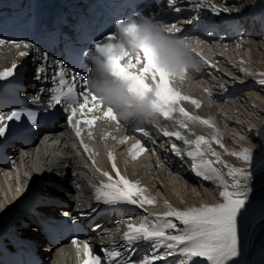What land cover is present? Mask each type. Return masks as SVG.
Returning <instances> with one entry per match:
<instances>
[{
	"label": "bare ground",
	"instance_id": "bare-ground-1",
	"mask_svg": "<svg viewBox=\"0 0 264 264\" xmlns=\"http://www.w3.org/2000/svg\"><path fill=\"white\" fill-rule=\"evenodd\" d=\"M244 1L246 0H204V6H209V4H207L208 2H214L227 7L228 16L233 20H242V18L245 17L246 22L244 23L245 28L243 29L248 30V33L240 38H232L231 36L225 37L224 39L226 41V45H222V47L218 44L212 45V47H207L202 44L200 45V49L205 53L208 52L209 56H206L215 65V70L209 69L208 71L210 72L209 74L213 75L212 78L214 81L206 79L201 73H196L193 77H187L182 83H179V87L185 91L187 97H190L199 102V107H197V105L193 104L191 100L184 101L187 110L190 112V115L193 114L194 117L202 118L206 113H211V111L207 110L206 107L202 104L201 97L207 99V91L212 86L215 91L214 94L219 95L218 98H220L215 102L222 103V101H224L223 103H225L226 105L229 104V111L227 112H230L231 115L237 113L240 109L239 105L242 104L239 103V100H236L234 103L238 104V107H231V102L226 101V98L233 96V93H231V91H246V89L249 88L248 85H255L256 87L262 88L264 87V84L260 83L261 80H264V75H262L264 74V69L262 68H258V70L260 71V74L258 73L259 75H254V73L251 74L252 71H241L248 72L250 74L247 76H243L248 79L247 84H242L244 83L242 82V80L240 82L230 81L229 78L228 80H225V76L227 78V71H237L230 65L231 61L245 62L246 57H248L249 55L250 59L252 57L253 63V61L255 62V60L253 59L261 55H259L258 52L262 51V48H264V44H258L256 42L257 40H261V42H264V31L262 29L259 30V26H255L251 31L250 28L252 27V24L249 25V21H254L256 23V20H252V18L256 14H249L247 12V10L252 7H263L264 0H247L249 4L244 3ZM260 12L264 13V8L256 12L258 16L263 17L264 14H261ZM229 44L235 45L227 46ZM226 47H229L228 50H225ZM27 51L28 50L24 48L15 49L14 47L2 49L1 52H4V54L0 55V71L9 68L13 64L20 62L21 60H25L21 59L22 57H20V53ZM242 57H244L245 59H243ZM258 58L261 59V57ZM240 64L241 63H239V65ZM225 66L228 69H226ZM28 67L30 72L26 73V78L28 79V82L31 83L33 82L31 75L34 76V74H32L33 69L29 65V63ZM244 68L245 70H248L247 66H245ZM237 72H240V70ZM215 77L220 82L219 84L216 81L217 79H214ZM203 78H205L206 81L203 80ZM224 81H226V83H224L225 85H220ZM30 85L31 84H29V86ZM204 91H206L207 95H204ZM222 96H224V98H222ZM249 97L247 98V100L245 99L247 108L251 109L254 113L264 115V106ZM220 106L221 105L217 106L219 111H221ZM213 111L218 116L216 118V123L219 128L220 125L218 122V118L220 116V113L217 114L215 108ZM243 113L244 114L240 113L239 111L240 115H246L247 117H250L249 119L252 122L251 125H248L247 130H251L253 132L252 135H255V137L259 138V140H261L264 145V122L258 121L248 112V114H246V111H243ZM181 122L186 124L187 127H182ZM210 122V125H205L202 122L196 120H189L181 113H177L171 119L172 128H177L188 141L192 142L191 144L185 145L181 141L172 139L173 141H176V145L180 147L185 153L187 151L195 150L194 142L198 139V137L204 136L208 139L210 147L209 144H202L201 150L204 152V156L202 159L198 157L195 161L203 163H207L208 161L213 162L211 167H214L216 169V172L209 173V175L212 176V179L207 180L194 172V161L191 158L187 157V155V158L185 160L178 161L176 154L173 155L171 153V150L169 148L171 144L169 146L160 145L161 148L164 146L165 148L158 154L159 161H157L159 163L153 158L145 157L142 160H144V164H146V166H144L143 164L138 165V163H135L132 166L127 167L124 164L122 158H120L118 161V154L120 152L114 153L113 148L111 150L112 143L106 138L99 139V137L104 134V131L101 128L94 130L93 136L85 139V143L87 144V150L85 151V149L80 150L78 148V145L73 142V135L70 128L66 127L65 125L58 124L52 132L42 135L39 138V143L35 147L25 150L24 157L19 158L21 162H23L24 169H15L9 174H5L4 176L0 177V183L3 179H10L11 177L17 182L16 193L10 194L9 198H7V195L9 193L8 191H5L3 193L1 192L2 187L8 185L7 181H4L2 186H0V227L9 220L8 209L11 204L15 203L18 194L24 193L25 188L31 189L32 186H38L41 183H43L44 186L48 185L49 183L56 184L59 187H63L62 185H66L64 187L66 189L64 190V197L61 196L63 192L55 191V189L53 188L47 190L51 194L49 197H52V195H54L57 198L58 202L62 200L65 204H69L71 206L78 205L85 208H98L97 204L100 202L97 201V195L101 189L102 183L107 182L104 177L98 175V170L110 169V164L106 160V156L110 152L113 153V162L115 163V167L118 168L119 171H121L129 181L136 182L138 186L143 189V192L138 193L135 198L142 199L143 197H148L154 201L153 204L145 203L144 209L137 207L139 211L131 213L132 216L136 217V221L131 222L133 224L139 225L142 222L143 217L147 214H152L153 216L164 215L165 213L172 210H187L191 208L202 207L205 205H216L222 203L223 201L220 197V190L222 187H219L218 185H222L225 181L231 184L232 178L229 177L227 173L232 168H239L241 166L233 165L231 162H229L228 158L223 156L222 152L219 150V147L222 146V141L227 140L233 141L230 142L229 145L235 147L238 145L242 146L241 144H244L246 142L239 137L232 139L231 137L221 133V131H219L216 127L214 118L213 121ZM238 122L239 120L236 121V123ZM231 124L232 123H228V125ZM211 135L218 138L220 142H213L212 140L214 138L211 137L210 139ZM91 141H97L98 143L106 146V149L103 151V155H96V150H100V146L98 145L97 147V144H91ZM241 149L242 150L240 151V153H243L245 149L250 150L252 153L253 147L252 145H246L245 147L242 146ZM15 150L16 149H14V151ZM81 151L83 152V155L81 154ZM213 152L218 153L219 155L214 156L212 154ZM13 155L16 156L17 153L14 152ZM261 155L262 161L258 166L252 165L251 167H248L252 168L256 177H259L258 180H253V184L258 183V181L261 182V180L264 179V150L261 151ZM160 166L163 168H166V166H168V171L171 172V170H173L174 173L183 176V178L188 176L190 181L195 184V188H198L196 191H194V194L197 193L198 196L195 197L183 193L173 192H165L163 197L157 196L152 188L151 184L153 183L151 182L150 175H152V173H157L158 177H160V172L162 174H165L164 172L159 171L161 168ZM186 172H188V174ZM18 174L19 176L17 177ZM163 177L166 178L165 175H163L162 178ZM59 180L61 181V185L57 183ZM28 181L29 186L22 187L21 182ZM3 203L4 206L1 209ZM262 203H264V200L255 203L254 212L242 226V240L245 244L244 253L241 257L242 264H264V221L259 222L257 225H254V223L259 219L261 215V209H259L260 206L258 205H261ZM66 211L69 212L71 211V209H68ZM95 212L96 214H98L97 210H95ZM32 221H34V218L29 217L28 219H21L20 221H16L14 223L12 222L10 226H12V231L14 233L21 232L27 234L26 224H31L30 222ZM249 223H251L250 229L246 232H243V229ZM121 226V224H117L112 228V235H110L112 236L114 243L110 244L109 246L124 250L122 248L124 241L123 239H119L121 238L122 234L120 231H118V229ZM34 239H38L40 242H42V240L40 239V234H36ZM43 246L45 247V249L42 251L40 250V252L45 258L49 259V262L51 264H74L76 251L69 246L64 245L54 250H52V248L46 244H44ZM200 264H203V261H201Z\"/></svg>",
	"mask_w": 264,
	"mask_h": 264
},
{
	"label": "snow or ice",
	"instance_id": "snow-or-ice-1",
	"mask_svg": "<svg viewBox=\"0 0 264 264\" xmlns=\"http://www.w3.org/2000/svg\"><path fill=\"white\" fill-rule=\"evenodd\" d=\"M167 4L174 11H179L175 6V0H167ZM198 7L204 6V0H196ZM212 10L219 14V11L228 12V8H217L215 5H210ZM126 25H132V21H119L116 24V29L122 32L129 31ZM174 27V25H169ZM115 33H110L106 39L111 40ZM5 43L15 44L20 46V42L5 40L0 37V45ZM25 48L34 47L29 44L23 45ZM93 48L101 51L100 43H95ZM143 51V49H142ZM21 56L28 55L27 52H21ZM91 56V53H88ZM125 56L115 54L113 50H109L107 63L100 65L101 70L106 76H110L115 81L114 91L118 94L120 86L124 87L130 94L137 95L142 98L147 91H154L156 96L162 102L160 105H154L161 116L169 119L174 111H179L184 117L189 120L200 119L191 116L183 107L175 109L173 106L181 100H191V102L199 107V102L182 96L172 87L171 76L164 70L160 69L156 63V53L153 46L152 54L143 55L135 58V62L129 60L125 64ZM43 59H47L45 54ZM143 65L139 67V65ZM19 66L13 64L11 68L0 71V82H11L18 75ZM45 72L43 67L36 69V79L44 78L42 74ZM264 75V74H262ZM151 78L153 84L147 82ZM53 79L57 81L59 89L51 94L52 103L45 108L40 103L38 97L29 102L28 106H15L10 109L0 108V144L10 140L17 135H26L37 127L43 126L48 120L53 119L57 115L56 108L61 104V100L69 105H77L73 107L69 118L77 114V110L83 111L88 109L92 111L95 107H103V104L98 105L100 97L92 92L87 87V81H83L82 85L86 86L85 91L80 94L78 99L74 88L76 76L73 75L72 83L66 79L65 71L61 63H56V72ZM264 84V80L260 81ZM66 88V90H65ZM91 105L92 107H89ZM106 117L115 119L112 109L109 107L104 113ZM205 125H210V121L201 120ZM87 124L92 125L93 120H87ZM182 127H187L181 122ZM136 131L147 136L149 133L142 128H136ZM79 131L77 135H79ZM162 135L166 138H175L183 142L185 145L191 144L186 137L179 131L168 132L164 131ZM219 143V141H216ZM202 144H209L208 139L204 136L198 137L194 142L195 150L187 151L186 153L175 143L170 147L174 154L183 157L191 158L193 170L197 175L204 179H212L209 173H215L216 169L211 167L212 161L207 163L195 162L198 157L201 159L204 152L201 150ZM134 148L137 151H143V145L137 143ZM85 147V151H86ZM214 156L218 153L213 152ZM238 155L245 163L251 164L253 154L250 150L245 149L243 153H233ZM227 167V165H226ZM113 168L116 173L114 180L110 173H103L107 177L108 183L102 184L97 195V201L107 205L128 204L144 209L145 203L153 204L151 198L143 197L142 199L135 198L138 193H142L136 182L129 181L120 174L119 169ZM227 175L232 178V183L225 181L222 185L220 197L222 203L216 205H205L198 208L187 210H172L164 215L147 214L143 217L139 225L131 222L127 223V231L123 235V245L116 250L102 249L107 259V264H170L168 258L179 256L180 264H242L241 257L244 253L245 244L242 240V226L249 219L255 210L254 179L258 180L251 168H232ZM114 181V182H113ZM261 215L260 220L264 221V203L260 205ZM135 217H127L126 220L132 221ZM76 241L74 240V243ZM145 243L150 246V251L147 252L140 260H133L131 251L133 247L139 243ZM163 248L164 251L160 249ZM91 248H88L89 259L85 264H100V257L92 258Z\"/></svg>",
	"mask_w": 264,
	"mask_h": 264
},
{
	"label": "rangeland",
	"instance_id": "rangeland-1",
	"mask_svg": "<svg viewBox=\"0 0 264 264\" xmlns=\"http://www.w3.org/2000/svg\"><path fill=\"white\" fill-rule=\"evenodd\" d=\"M244 3H248L249 4V2L247 0L244 1ZM263 40H264V38H263ZM256 42L258 44H264V42H261V40H257ZM234 45L235 44H229L227 46H234ZM237 45H239V44H237ZM228 48L229 47H226L225 50H228ZM4 52H0V55H3ZM225 53H226V51H225ZM258 53H259V55L261 54L260 56H258V57H261V59L258 58V57L254 58L253 60H255V62L253 61V63H252V57L250 59L249 55H248V57H246V59L244 57H242L243 59H245V62H243V61H237V62L233 61L232 62L231 61L230 65L232 67H234L237 71L240 70V72H237V71L229 72V71H227V73H226L227 74V78L225 76V80H228V78H229L230 81H235V82L236 81L240 82L242 80V82H244L242 84H247L248 79L243 77V76H247V75H250V74L248 72H241L242 70L249 71V72L252 71L251 74L254 73V75H259L260 71L258 70V68L259 69H261V68L264 69V48H262V51H259ZM239 63H241V64L239 65ZM251 65H252V67H251ZM241 66H242V69H241ZM245 66L248 67V70H245V68H244ZM225 68L228 69L226 66H225ZM249 69H252V70H249ZM230 73H231V75H230ZM216 81H217L218 84L220 83L218 81V79ZM222 83L220 85H225L224 83H226V81H224ZM248 87L249 88H247L246 91L243 90V91L239 92L238 90H236L232 97L226 98V101L231 102V104H232L231 107L235 108L238 104H236L234 102L236 100H239V103H242L241 105H239L240 106V109H239L240 113L244 114L243 111H246V114L249 113L250 115H252L258 121H263L264 122V120H263L264 119V115L263 114L252 112V110L248 109L247 105L245 104L247 98L250 95L249 98H252V99L256 100L258 103H261L264 106V87L263 88L262 87H256L255 85L254 86L253 85H248ZM260 88H262V89H260ZM204 95H207L206 91H204ZM208 98H209L208 95H207V99L204 98V97H201V101H202V104L206 107V109L211 111V113H206L202 118L197 119L196 121H199V122H201V120L213 121V118H214V121L216 123V118L218 116L213 111L214 108H215L216 109V113L217 114L220 113V116L218 118V122H219V125H220L219 128H218L217 123H216V127L218 128V130L221 131V133H223L224 135H227V136L231 137L232 139H234L236 137L241 138L242 140H244L246 142L244 144H241L244 147L246 145H252V147H253V149H252L253 160H252L251 164L245 163L238 155H233V153H240V151L242 150L241 149L242 146H240V145H238L236 147L235 146H231V145H229V143L233 142V141H230V140L221 142L222 146L219 147V150L222 152L223 156L228 158V161L231 162L233 165L241 166V167H239L237 169L248 168V167H251L252 165L253 166H258L261 163V161H262L261 151L264 150V145H263L262 141L259 140V138L255 137V135H252L253 132L251 130L250 131L247 130L248 129V125L252 124L251 120L249 119L250 117H247L246 115H240L239 111L237 113L231 115L230 112H227V111H229L228 110L229 109V106H228L229 104L226 105L225 103H223L224 101H222V103H216V102L212 103L211 100L208 99ZM218 105H221L220 106V110L221 111L218 110V107H217ZM225 106H227V107H225ZM242 109H243V111H242ZM188 113L190 114L189 111H188ZM191 116H193V114ZM237 119L239 120L238 123H236V121H238ZM228 123H232V124L228 125ZM211 137H213V136L211 135L210 139H211ZM213 138H214L212 140L213 142L218 140V138H216V137H213ZM218 141L220 142V140H218ZM91 142H92L91 144H97L96 145L97 147H98V145L100 146V150H96L97 151V156L98 155L100 156V154L103 155V151L106 149V146H104L103 144L98 143L97 141H91ZM120 158L123 159L124 164L127 167H130V166H132L135 163H138V165H142L143 164L144 166H146V164H144V160H142V159H139L137 161H133L132 163H128L124 159V155H122L121 152L118 154V161H119ZM205 160H207V159H205ZM148 163H150V162H148ZM167 169H169L168 166H166V168H163V167L160 168L159 171H162V172L165 173V174H162L160 172V177H158L157 173H152V175H150L151 176V182L153 183L151 185H152V188L155 191L157 196L163 197L165 192L183 193V194H187L189 196H195V197L198 196L197 193L194 194V191H196L198 188L197 189L195 188V184L192 181H190L188 176L183 178V176H180V175H177L176 173H174L173 170L170 169L171 172H172L171 173ZM186 173L188 174V172H186ZM163 175H165L166 178H164V177L162 178ZM18 176H19V174L17 175V177ZM160 178H161V180H160ZM4 181H7L8 185L5 186V187H2V189H1L2 191L1 192L3 193L5 191H8L9 193L7 195V198H9L10 194L16 193L17 182L12 177L10 179L5 178V179H3L1 181L0 186H2ZM28 183H29V181L28 182H21V185H22V187H27V186H29ZM57 183L61 185V181L60 180ZM62 186L65 187L66 185H62ZM254 188H255V190H254L253 195L255 197V203L263 201L264 200V179L261 180V182L258 181V183L254 184ZM221 191H222V188H221L220 192ZM3 206H4V203L1 206V209L3 208ZM258 206H260V204ZM259 209H261V208L259 207ZM259 222H262L260 220V218L254 223V225H257ZM250 227H251V223L247 224L245 226V228L243 229V232L248 231L250 229ZM44 249H45V247L42 248L41 251L44 250Z\"/></svg>",
	"mask_w": 264,
	"mask_h": 264
},
{
	"label": "clouds",
	"instance_id": "clouds-1",
	"mask_svg": "<svg viewBox=\"0 0 264 264\" xmlns=\"http://www.w3.org/2000/svg\"><path fill=\"white\" fill-rule=\"evenodd\" d=\"M131 30H134V29H129V31H131ZM145 31H150V29L145 28ZM171 62H172L173 64L177 65L178 67H187V65L180 64V63H179V58H178L177 56H175V55L172 57ZM192 67H195V65H192Z\"/></svg>",
	"mask_w": 264,
	"mask_h": 264
}]
</instances>
